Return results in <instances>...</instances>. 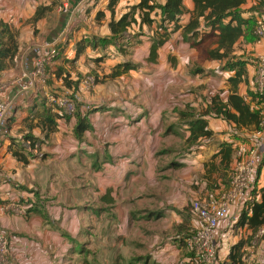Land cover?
<instances>
[{"label": "crops", "instance_id": "0c3cea01", "mask_svg": "<svg viewBox=\"0 0 264 264\" xmlns=\"http://www.w3.org/2000/svg\"><path fill=\"white\" fill-rule=\"evenodd\" d=\"M108 1L103 0V3L93 10H88L87 6L84 7L82 0L64 2L63 4H68L69 10L62 12V22L47 26L46 13L49 10L37 22L33 21V17L38 7L49 6V0H0V31L3 26L8 25L16 33L19 43V52L13 62L0 73V96L12 104L10 117L6 123L10 129V135L0 153V171H2V174L0 172V233H7L14 241L15 264H58L70 252L69 239L52 225L57 223L67 227L72 226V222L76 219L78 220L80 215L78 207L82 204L80 195L83 196L81 194L83 188L75 183L78 179L76 170L79 161L85 160L88 167L86 196L91 199H87L86 202L91 205V208H87V212L94 209L95 194L101 197L97 203L102 204L101 208L106 211H114L120 205H125L126 195L131 196V203L139 211H143L144 205L151 207L152 211H160L163 202L159 201V197L163 191L162 182L166 179L169 180L170 191L167 193L169 196L166 201L167 211H170L175 220L180 218L178 220L183 221L182 216L190 210L192 199L208 203L229 192L230 173L220 167V158L213 159V156L219 151L222 142L232 141L237 146L238 142L245 141L251 132L247 129L238 132L223 117L212 113L205 114L209 128L213 130V136L202 139L196 151L188 149L181 156L174 155L178 149L173 145L174 135L183 133L179 140L183 143V147L190 135L188 124L192 104L190 94L187 93L183 94L186 102L174 101L176 107L173 108L138 106L118 109L110 107L90 111L87 114L90 128L82 139L75 135L77 117L72 115L58 118V130L46 139L44 130L38 126V122L46 107L48 109L52 106L53 111L57 113L49 100L51 89L46 86L36 93L32 88H23L16 80L33 69L35 60L43 51L44 43L53 40L51 38L44 40V34L48 32V29L51 30L50 36L56 35L57 31L63 32L72 22L73 37L69 44H66L61 58L48 69L51 80L61 81L63 84V79L57 78L55 72L63 68L65 72L68 71L72 75L71 70L66 67L75 61L66 62V60L76 56L77 45L82 37L87 39L88 35L96 38L110 37L111 14L106 10ZM138 2L139 0H120L117 17ZM159 2L164 3L165 0H159ZM185 5L190 11L194 8L193 0H185ZM100 10L107 12L106 19L101 22L96 19ZM86 11L90 12L86 14ZM241 11L244 17H252L254 20L255 16L264 11V0L262 3L257 0H247L242 5ZM189 18L190 13H187L180 23H187ZM101 23L104 24L101 26ZM147 28L148 26H143L144 30ZM150 39L151 37L144 38L133 48L136 62L140 61L139 53H143L144 57L148 56ZM177 42L179 45L184 42V45L191 48L192 53L195 52L181 30H177L159 49L158 62L165 48H168L173 56L177 54L176 58H172L178 64L181 65V61L189 62L190 59L186 60L184 54L175 48ZM91 49L94 50L88 47L86 52ZM94 51L96 55L100 54V50ZM234 54L249 58L253 62V57L257 59L264 54V40L258 42L252 34L242 37L235 46ZM194 60H191L190 67L195 65ZM117 62L120 61L115 59L114 64ZM217 62L218 65L221 64L220 61ZM252 62L248 64V83L240 86L242 95H247L246 88L256 89L255 67ZM209 63L211 64V61ZM228 90L229 85L222 95L226 96ZM205 109H201L196 115L203 113ZM86 112L88 111L81 109L82 114ZM30 123H33V128L29 127ZM25 134H32L42 141L39 153L33 150L27 164L20 162L8 150L10 138L18 139V136ZM213 167L215 169L212 171ZM192 168L198 170L199 179L196 180L197 177L192 176ZM263 184L264 167L261 171L259 167L248 191L239 194L230 202L228 214L222 219L217 234L219 260L225 261L231 245L242 237L248 236L249 231L241 228L235 230L234 226L240 218L251 189L255 185L260 188ZM96 188L101 190L96 192ZM7 191L12 194L9 200L4 197ZM50 194H54L53 200H56L60 206H49L47 202L50 201L45 198ZM12 202L23 206L35 204L37 212L28 213L27 211L25 215L18 213L14 208L7 206ZM52 210H55L54 214ZM193 215L196 226L201 227L200 219L194 213ZM71 218L76 219L74 221ZM251 252L252 254L248 256ZM244 260L245 264H264L263 243L255 240L253 245L248 246Z\"/></svg>", "mask_w": 264, "mask_h": 264}, {"label": "rangeland", "instance_id": "374dc122", "mask_svg": "<svg viewBox=\"0 0 264 264\" xmlns=\"http://www.w3.org/2000/svg\"><path fill=\"white\" fill-rule=\"evenodd\" d=\"M69 1L49 0L51 8L46 13L47 26L62 22L60 8L64 2ZM82 2L84 7H89L88 10H93L96 6L101 5L103 0H82ZM87 12L90 11H86V14H88ZM102 24L104 23H101V26ZM50 31L48 29V32L44 34V40L50 38L60 40V44L64 46L73 37L74 25L71 22L69 27H66L63 32L57 31L56 35L50 36ZM151 35V29L144 30L142 28L141 30L138 25H134L132 31L127 33L124 38H96L88 35V39L91 40L109 39L110 42L109 44L100 43V54L96 55L94 50H88L81 59L66 67L72 72L74 84L71 88L63 86L62 82H57V80H49L47 86L52 91L71 98L78 110L85 109L87 111L110 107L129 109L138 106L173 108L176 105L174 101L186 102L183 94L189 93L192 104L191 117H196L201 109L206 108L205 105L211 96L218 92L221 94L225 92L229 85L227 78L233 72L223 70L222 65H218L217 61H211L210 64L205 60L202 48H194L195 52L192 53L191 48L184 45V42L181 45L177 42L175 48L184 54L186 60L189 58V62L181 61L182 64H178L174 59L177 54L173 56L168 48H165V52L162 53L156 64L151 65L143 53H139L140 61L136 62L133 48ZM123 46L128 49L126 55L121 51ZM123 57L134 62L132 71L115 80L104 82L105 75L112 70L114 60L121 61ZM253 59L256 61L255 80L258 58L253 57ZM191 60L195 61L193 67H190ZM198 70L201 72L197 73ZM51 90H49V94H51ZM246 91L249 92V88H246ZM182 134L174 135L173 145L178 148L174 155L181 156L188 149L196 151L199 145L189 144L187 140L183 147V143L179 141ZM18 139L22 140L23 136H18ZM39 151L35 152L39 153ZM87 169L86 161H79L76 170L78 179L75 183L83 188L81 191L83 196L80 195L82 204L80 203L81 205L78 207L80 214L78 220L75 218V221L74 218H71L75 222H72V226L67 227L57 223L52 225L54 229L63 233L71 244L70 252L58 264H200L199 259L189 250L186 242V239L194 236L200 228L194 222L195 217L191 211L192 203L190 210L182 216L183 221L178 220L180 218L175 220L170 211H167L166 201L167 197L169 198L167 193L170 192L169 180L165 179L162 182L163 191L159 201L163 202V205H161L162 210L160 211H152L151 207L147 205H144L143 211H139L131 203L130 195L125 196L127 202L125 205H120L114 211H106L101 208L102 204L97 203L101 197L95 194L94 209L87 212L86 209L91 208V205L86 202L87 199H91L86 196ZM0 172L2 174V171ZM257 172L258 169L255 170V174ZM192 176L197 177L196 180L199 179L197 169L192 168ZM192 186L194 187L195 184L193 183ZM99 190L101 188H96V192ZM53 199H55L54 194L45 198L50 201L47 202L50 207L60 206ZM194 200L196 199L194 198ZM194 200L192 199V202ZM52 213L54 214L55 210H52ZM251 254L252 252L248 256Z\"/></svg>", "mask_w": 264, "mask_h": 264}, {"label": "trees", "instance_id": "16d2710c", "mask_svg": "<svg viewBox=\"0 0 264 264\" xmlns=\"http://www.w3.org/2000/svg\"><path fill=\"white\" fill-rule=\"evenodd\" d=\"M257 1L259 3L263 2V0ZM119 2L120 0H109L107 2L106 10L111 14L109 21L111 34L109 38H124L127 33L132 31L134 25H138L141 30L144 25L148 26L149 29L153 30L149 54L146 57L148 62H158L159 49L170 39L174 32L181 30L182 34L190 42L191 47L203 49L205 60L220 61L223 70L233 72L227 78L229 90L226 96L218 92L207 101V106L203 113L193 118L191 117L192 113H190L189 118H191L188 124L190 135L187 139L189 144H200L202 139L213 136V130L209 128L208 121L204 117L205 114L212 113L223 117L238 132L246 129L252 131L260 127L264 116L262 109L264 106V95L260 94L256 89H249L250 91L247 92V95L240 93V86L248 83V64L252 61L249 58L234 54L235 46L242 37L252 34L254 39L257 40L254 33L257 17L255 16L254 20L252 17L246 18L241 11L242 5L247 0H193L194 8L191 11L186 7L185 0H165L164 3H160L159 0H139L138 3L131 5L126 12L117 17ZM49 9V6L38 7L33 21L37 22L40 20ZM106 10L98 11L96 19L99 22L106 19ZM187 13H190L189 20L187 23L181 24L180 20ZM109 42V39L100 41L82 37L77 45L76 56L73 59H67L66 62L78 60L81 55L85 54L88 47L100 50V43L109 44ZM66 46L62 45L57 60L61 58ZM121 51L125 55L128 54L126 46L121 47ZM18 52L19 43L16 33L8 25L3 26L0 31V73L9 67ZM124 57L120 62L113 65L112 70L105 75L104 82L115 80L134 68V62ZM255 63L256 61L254 60L252 65L255 66ZM197 72L201 71L198 70ZM55 74L57 78L63 79L65 87L71 88L73 86L74 81L70 72H65L63 68H60ZM89 112L82 114L81 110H78L76 106L74 116L77 117L78 123L75 127V133L79 139H82L90 128L87 115ZM58 118L60 117L53 111L52 106L48 109L47 107L45 108L38 126L43 128L46 139L58 130ZM29 127L33 128V123H30ZM10 139L8 150L24 164L29 162L33 150H40L42 143L41 140L32 134L23 135V139L20 141L15 137ZM235 149L234 142L224 141L221 143L219 151L213 156V159L220 158V167L223 170H228L230 174L235 160ZM263 167L264 163L261 165L260 171ZM214 169L215 167L212 168V171ZM228 182V185H230V179H228ZM258 196H260L259 199ZM32 211L37 212L35 204L28 208V213ZM40 212L43 214L42 211ZM263 225L264 184L260 188L255 185L251 189L250 196L242 209L240 218L234 226L235 230L241 228L249 231L248 236L242 237L239 241L232 244L227 259L220 261V264H245L246 248L253 245L255 240L263 243V238L257 236L258 230Z\"/></svg>", "mask_w": 264, "mask_h": 264}, {"label": "built area", "instance_id": "2783aa9c", "mask_svg": "<svg viewBox=\"0 0 264 264\" xmlns=\"http://www.w3.org/2000/svg\"><path fill=\"white\" fill-rule=\"evenodd\" d=\"M62 12L69 10L68 4H63L60 8ZM257 41L264 40V12L257 15L254 27ZM62 44L60 40L46 41L43 51L35 60L33 69L29 73L23 74L16 82L23 88H32L36 93L47 86L51 80L49 67L56 62L61 52ZM256 90L264 95V54L257 59ZM1 89V82H0ZM49 100L55 105V110L60 118L72 116L76 111L75 102L68 96L52 91ZM11 102L3 100L0 96V153L4 148V143L10 135L9 126L6 124L10 117ZM264 114V106L262 107ZM264 163V116L260 127L252 130L245 141L238 142L235 149V160L230 174V190L228 193L213 199L208 203L201 200L192 202V211L200 219L201 227L197 233L188 238L189 250L194 253L200 264H220L218 258L217 234L222 219L229 210L230 202L239 194L248 191L255 170ZM4 197L9 200L12 197L10 191L4 193ZM14 208L16 212L27 214L29 206L19 205L12 202L7 205ZM257 236L263 238L264 248V225L258 230ZM14 241L7 233H0V264H15L13 260Z\"/></svg>", "mask_w": 264, "mask_h": 264}]
</instances>
